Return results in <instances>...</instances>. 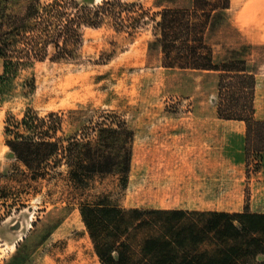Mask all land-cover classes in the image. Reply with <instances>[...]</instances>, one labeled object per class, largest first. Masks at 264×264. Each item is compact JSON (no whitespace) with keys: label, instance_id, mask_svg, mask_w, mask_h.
<instances>
[{"label":"trees","instance_id":"16d2710c","mask_svg":"<svg viewBox=\"0 0 264 264\" xmlns=\"http://www.w3.org/2000/svg\"><path fill=\"white\" fill-rule=\"evenodd\" d=\"M231 4L192 0L189 6H166L153 14L140 6L128 16L129 27L135 30L152 19L153 42L164 67L219 73V115L246 122L247 157L256 154L258 164L264 157V120L256 117V74L246 58L218 60L208 38L216 18ZM126 6L123 0L93 6L78 0H25L21 11L0 18V107L25 104L21 114L12 106L6 110V144L34 180L66 165L72 197L109 175H118L126 189L135 130L117 112L107 111L94 125L65 134L63 114L40 115L31 105L35 64L46 58L50 46L56 58L71 56L82 24L99 25L111 17L124 27ZM3 193L0 204L10 197ZM79 210L100 264H264V211L248 206L236 212L128 208L100 193L81 200Z\"/></svg>","mask_w":264,"mask_h":264},{"label":"rangeland","instance_id":"374dc122","mask_svg":"<svg viewBox=\"0 0 264 264\" xmlns=\"http://www.w3.org/2000/svg\"><path fill=\"white\" fill-rule=\"evenodd\" d=\"M78 1L91 6L102 2ZM123 2L127 4L124 27L111 17L99 25L82 24L81 39L71 56L56 58L50 46L46 58L35 64L37 87L31 105L40 115L63 114L62 132L67 135L94 125L107 111L117 112L120 120L132 126L146 117L139 113L148 108L166 107L175 112L217 107V71L164 67L160 48L153 42L152 19L147 18L135 30L129 27L132 19L128 16H135L133 10L140 6L153 14L166 6H189L192 0ZM24 3L0 0V18L21 11ZM247 31L252 33H244ZM208 38L218 60H248L257 77L256 117L264 120V0H233L230 9L216 18ZM9 106L21 114L25 104L15 101L0 107V190L10 195L0 204V264H63L60 254L73 239L84 244L89 264H100L79 205L81 200L100 193L110 195L112 200L122 199L126 191L118 175L96 181L77 197L69 194L66 165L57 167L46 178L32 179L5 141ZM256 158L255 154L249 160L246 151L244 204L253 211H264V157L258 164Z\"/></svg>","mask_w":264,"mask_h":264},{"label":"crops","instance_id":"0c3cea01","mask_svg":"<svg viewBox=\"0 0 264 264\" xmlns=\"http://www.w3.org/2000/svg\"><path fill=\"white\" fill-rule=\"evenodd\" d=\"M144 111L139 114L146 117L132 125V168L126 194L118 200L123 206L228 212L245 209L244 120L221 117L218 107Z\"/></svg>","mask_w":264,"mask_h":264},{"label":"bare ground","instance_id":"6f19581e","mask_svg":"<svg viewBox=\"0 0 264 264\" xmlns=\"http://www.w3.org/2000/svg\"><path fill=\"white\" fill-rule=\"evenodd\" d=\"M73 221H75V219L74 220L72 219L71 222L73 223ZM30 227H32V225H30ZM22 238L23 237L21 236L19 240H21ZM66 245H68V249L60 254L63 264H89L90 260L88 255L86 254V248L83 246L84 244L81 241H74L73 239V242L71 241L69 244L67 243ZM58 252L59 251H57L56 253ZM59 261L61 260L59 259Z\"/></svg>","mask_w":264,"mask_h":264}]
</instances>
